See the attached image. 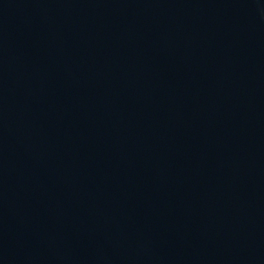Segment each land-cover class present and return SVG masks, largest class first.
<instances>
[{
    "label": "water",
    "instance_id": "1",
    "mask_svg": "<svg viewBox=\"0 0 264 264\" xmlns=\"http://www.w3.org/2000/svg\"><path fill=\"white\" fill-rule=\"evenodd\" d=\"M0 264H264V0H0Z\"/></svg>",
    "mask_w": 264,
    "mask_h": 264
}]
</instances>
